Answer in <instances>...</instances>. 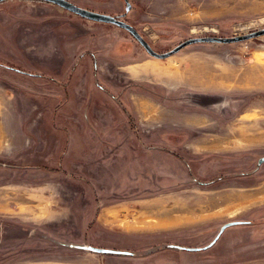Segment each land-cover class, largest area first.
Here are the masks:
<instances>
[{
  "label": "rangeland",
  "instance_id": "374dc122",
  "mask_svg": "<svg viewBox=\"0 0 264 264\" xmlns=\"http://www.w3.org/2000/svg\"><path fill=\"white\" fill-rule=\"evenodd\" d=\"M68 1L159 53L264 27V0ZM260 132L264 35L158 59L115 25L1 2L0 264H264Z\"/></svg>",
  "mask_w": 264,
  "mask_h": 264
},
{
  "label": "water",
  "instance_id": "95a60500",
  "mask_svg": "<svg viewBox=\"0 0 264 264\" xmlns=\"http://www.w3.org/2000/svg\"><path fill=\"white\" fill-rule=\"evenodd\" d=\"M3 1H6V0H0V3ZM34 1H42V2L51 3V4H54V5L60 7L64 10L70 12V13L77 15L81 18L91 20L94 22L112 24V25H115L121 29H124L133 37V39L135 41L138 42V44L144 49V51L148 55H150L154 58H158V59L167 58V57L177 53L182 48H184L188 45H192V44H198V43L231 44V43L246 41V40L257 38L259 36L264 35V27H262L260 29L254 30V31H250L247 33L238 34V35H234V36H229V37H219V36L191 37V38H188V39L180 42L179 44H177L172 49H170L166 52H163V53H159V52H156L150 46V44L140 35V33H138L131 25H129L125 21L119 19L118 17H115V16L110 15V14L99 13V12H95L92 10H88V9L79 7V6L69 2L68 0H34ZM129 10H130V5L127 4L125 7V11H129ZM260 162L261 161H259V163ZM234 224H237V223H228L226 225H223L220 228V231H223L226 227H228L230 225H234ZM78 248L85 249V250H91L94 252H101V253H110V254L121 253L118 251L98 249V248L90 247V246H78Z\"/></svg>",
  "mask_w": 264,
  "mask_h": 264
},
{
  "label": "bare ground",
  "instance_id": "6f19581e",
  "mask_svg": "<svg viewBox=\"0 0 264 264\" xmlns=\"http://www.w3.org/2000/svg\"><path fill=\"white\" fill-rule=\"evenodd\" d=\"M259 135H260V136H261V135H264V132H260ZM162 213H165V212H162Z\"/></svg>",
  "mask_w": 264,
  "mask_h": 264
}]
</instances>
